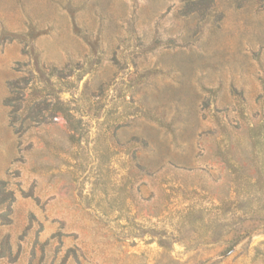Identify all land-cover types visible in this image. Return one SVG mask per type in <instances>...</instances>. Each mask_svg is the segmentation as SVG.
I'll list each match as a JSON object with an SVG mask.
<instances>
[{"label": "rangeland", "instance_id": "obj_1", "mask_svg": "<svg viewBox=\"0 0 264 264\" xmlns=\"http://www.w3.org/2000/svg\"><path fill=\"white\" fill-rule=\"evenodd\" d=\"M0 264H264V0H0Z\"/></svg>", "mask_w": 264, "mask_h": 264}, {"label": "trees", "instance_id": "obj_2", "mask_svg": "<svg viewBox=\"0 0 264 264\" xmlns=\"http://www.w3.org/2000/svg\"><path fill=\"white\" fill-rule=\"evenodd\" d=\"M4 38H6V37H4Z\"/></svg>", "mask_w": 264, "mask_h": 264}]
</instances>
